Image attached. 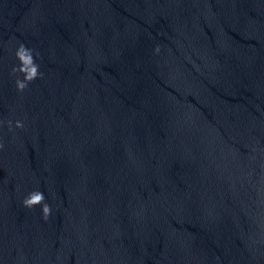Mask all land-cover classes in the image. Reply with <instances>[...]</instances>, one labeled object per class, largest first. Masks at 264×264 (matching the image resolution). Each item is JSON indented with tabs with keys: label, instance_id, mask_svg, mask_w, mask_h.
I'll return each instance as SVG.
<instances>
[{
	"label": "water",
	"instance_id": "water-1",
	"mask_svg": "<svg viewBox=\"0 0 264 264\" xmlns=\"http://www.w3.org/2000/svg\"><path fill=\"white\" fill-rule=\"evenodd\" d=\"M0 264H264V0H0Z\"/></svg>",
	"mask_w": 264,
	"mask_h": 264
}]
</instances>
